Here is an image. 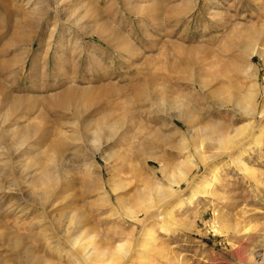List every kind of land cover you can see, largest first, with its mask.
<instances>
[{"label":"rangeland","instance_id":"1","mask_svg":"<svg viewBox=\"0 0 264 264\" xmlns=\"http://www.w3.org/2000/svg\"><path fill=\"white\" fill-rule=\"evenodd\" d=\"M263 49L264 0H0V264H264Z\"/></svg>","mask_w":264,"mask_h":264},{"label":"bare ground","instance_id":"2","mask_svg":"<svg viewBox=\"0 0 264 264\" xmlns=\"http://www.w3.org/2000/svg\"><path fill=\"white\" fill-rule=\"evenodd\" d=\"M264 50V49H263ZM261 53V55H262V52H264V51H260ZM2 86H1V84H0V89H2L1 88ZM252 91H250V93H249V95L247 96V98H246V101H247V103H246V105L245 106H243L244 107V109L246 110V111H248V112H255L256 113V110L255 109H253V103H254V101L256 100V97H257V87H256V89L254 88V90L253 89H251ZM254 114V113H253ZM257 114H260V116L261 117H263L264 116V103L261 105V107L258 109V113ZM108 117H109V114H105V115H103V120H102V123L101 124H99L98 126H96L97 127V132H100V131H102V130H105L106 128H113L114 127V124H116V123H114V124H110V123H108L107 121H108ZM183 118V117H182ZM187 121V120H186ZM117 122V121H116ZM117 126V125H116ZM95 127V128H96ZM115 128V127H114ZM91 131V130H90ZM96 131H94V132H96ZM242 131V130H241ZM241 131H239V130H236V133H237V135H238V133H240ZM108 134V133H107ZM241 134H243V132H241ZM94 135V134H93ZM99 135V134H98ZM93 138H94V140H96V138H97V135L95 134V136H93ZM98 138H99V136H98ZM97 138V139H98ZM111 138V137H110ZM219 138V141L220 142H222V140H223V138L220 136V137H218ZM233 139V138H232ZM93 140V141H94ZM101 150V149H100ZM201 158H202V160L204 161V159L205 158H207V157H205V155L203 154V153H199L198 154ZM244 155V154H243ZM215 157V156H214ZM213 157V158H214ZM243 157V156H242ZM209 158H210V156H209ZM157 158L155 157V160H156ZM238 159V158H237ZM206 160V159H205ZM240 163H241V167H243L245 170H249L250 168V166L246 163V162H243L242 160H238ZM188 170H186L185 168H183V167H177V171H176V173H174V174H170V175H168V179H169V182L172 184V185H179L180 184V182L182 181V180H188ZM216 176V175H215ZM215 180H217V177H215ZM117 188L115 187V190H116ZM170 190H171V192L172 191H174V188H171L170 187ZM166 189L165 188H159L158 189V191H157V197H161V198H163V197H166ZM46 194V193H45ZM150 198V197H149ZM153 198L154 197H152V202H150L151 200L149 199V202H146V207H145V209H144V212H145V214L147 215V218L148 217H152L153 216V210H155V209H153L154 207H156L155 206V204H153ZM157 199V198H156ZM155 200V199H154ZM148 201V200H147ZM157 201V200H156ZM155 201V202H156ZM125 210H126V213H127V215L129 216V217H135L134 216V214H135V211L134 210H132V209H130V208H125ZM163 217V216H162ZM164 220V219H163ZM166 220L167 219H165V222H166ZM169 222H171V221H174L173 219L172 220H168ZM222 229V228H221ZM143 233H145L144 234V243H146L145 241H149V240H151V239H153V235H154V231L151 229V230H144V232ZM84 240H83V238L81 239V237L79 236V237H76V238H74V239H72L71 241H70V243L72 244V248L74 249V250H78V252H79V256H76V257H78L77 258V261H78V263L79 264H83V262H85V263H87V262H92L93 260H95L96 258V253H95V250H97V249H94V247H90V245L91 244H88V241H87V243H85V242H83ZM127 242H119L116 246H115V248H114V250H113V253H114V257L112 258V262H113V264H116L118 261H117V259H119V258H121V256H123L122 258H125L124 256H127V255H125V254H128L129 253V251H128V249H127V245L128 244H126ZM144 243H143V245H144ZM149 244V243H148ZM147 244V245H148ZM108 245V244H107ZM110 246V245H109ZM108 248V247H107ZM154 248V247H153ZM28 253L30 252V250L28 249V251H27ZM111 252H112V249H111ZM98 253V252H97ZM31 253H29V254H27V260H28V264H31L32 263V261H31V255H30ZM99 254V253H98ZM112 255L113 254H111V257H112ZM129 255V254H128ZM32 257H33V255H32ZM119 257V258H118ZM121 258V259H122ZM117 261V262H116ZM125 261V260H124ZM112 262H110V263H112ZM114 262H116V263H114ZM120 262V261H119Z\"/></svg>","mask_w":264,"mask_h":264}]
</instances>
